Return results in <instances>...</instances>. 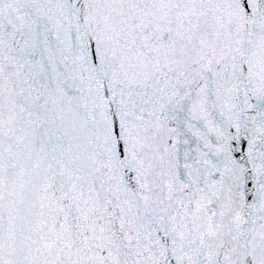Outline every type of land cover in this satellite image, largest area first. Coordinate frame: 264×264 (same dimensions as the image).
I'll list each match as a JSON object with an SVG mask.
<instances>
[{
    "label": "snow or ice",
    "instance_id": "obj_1",
    "mask_svg": "<svg viewBox=\"0 0 264 264\" xmlns=\"http://www.w3.org/2000/svg\"><path fill=\"white\" fill-rule=\"evenodd\" d=\"M0 264H264V0H0Z\"/></svg>",
    "mask_w": 264,
    "mask_h": 264
}]
</instances>
